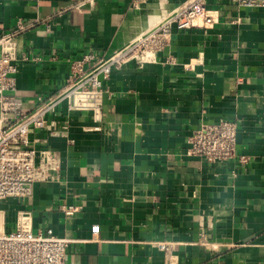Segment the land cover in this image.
Wrapping results in <instances>:
<instances>
[{
  "label": "crops",
  "instance_id": "0c3cea01",
  "mask_svg": "<svg viewBox=\"0 0 264 264\" xmlns=\"http://www.w3.org/2000/svg\"><path fill=\"white\" fill-rule=\"evenodd\" d=\"M193 1L0 0V57L14 49L16 96L25 114L46 111L31 146L61 159L31 197L1 203L8 231L72 240L64 264H264V8L201 0L213 26L174 27L144 62L134 49ZM86 54L88 70L117 64L100 122L72 110L64 90L70 61ZM222 120L238 124L247 164L188 154L193 132Z\"/></svg>",
  "mask_w": 264,
  "mask_h": 264
},
{
  "label": "built area",
  "instance_id": "2783aa9c",
  "mask_svg": "<svg viewBox=\"0 0 264 264\" xmlns=\"http://www.w3.org/2000/svg\"><path fill=\"white\" fill-rule=\"evenodd\" d=\"M248 8H264V0H236ZM205 26H213L214 20L207 15L204 3L194 0L174 12V15L156 30L145 34L134 49L139 60L144 62L171 41L173 28L185 30L195 26L198 19ZM29 61L28 57L23 59ZM95 61L92 54L70 61V71L64 90L72 98L70 108L92 114L101 121L104 99V84L112 75L111 63L101 64L93 70L87 66ZM19 64L12 47L4 50L0 57V264H64L72 240L57 236L52 230L34 235L21 224L16 231L6 229L1 203L7 199H25L33 195L37 183L50 182L61 169L60 157L51 150L37 149L30 140L31 130L47 129L46 111L39 108L25 114L23 103L16 96L18 89ZM238 124L222 120L202 125L189 138L191 157L219 166L230 161L241 165L248 162L237 153ZM237 176L235 171L232 174ZM63 212L72 216L83 210L82 206H64ZM100 227L91 229L90 242H98ZM165 248V246H161Z\"/></svg>",
  "mask_w": 264,
  "mask_h": 264
},
{
  "label": "bare ground",
  "instance_id": "6f19581e",
  "mask_svg": "<svg viewBox=\"0 0 264 264\" xmlns=\"http://www.w3.org/2000/svg\"><path fill=\"white\" fill-rule=\"evenodd\" d=\"M134 52H135V51H134ZM133 55H134V54H133ZM133 55H132V56H133ZM128 57H129V56H128ZM132 58H133V57H132ZM126 60H127V59H126Z\"/></svg>",
  "mask_w": 264,
  "mask_h": 264
}]
</instances>
